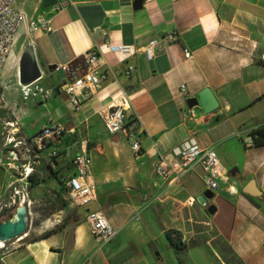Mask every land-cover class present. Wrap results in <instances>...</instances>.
<instances>
[{"label":"crops","instance_id":"crops-1","mask_svg":"<svg viewBox=\"0 0 264 264\" xmlns=\"http://www.w3.org/2000/svg\"><path fill=\"white\" fill-rule=\"evenodd\" d=\"M17 1V9L49 20L51 29L28 35L21 29L13 54L20 59L31 45L43 73L40 84L53 93L43 103L23 102L14 84L6 100L11 114L26 135L49 120L64 124L68 132L56 143L62 158L52 162L44 150L36 169L40 176L48 163L57 172L51 182L57 192L65 194L62 183L74 173L71 161L82 142L92 159L90 180L96 186V200L83 212L85 207L68 204L42 221L36 237L25 241L23 236L24 242L1 264H163L168 259L164 253L173 250L165 237L168 231L185 246L177 250V263L264 264V145L242 143L252 131L264 132V0H142L141 5L134 4L136 0H61L62 8L56 12L52 6L44 7V0H22L21 5ZM102 32L111 44L130 45L133 53L108 52ZM172 33L177 41L161 42ZM152 41L159 46L147 57L142 48ZM90 50L100 53L101 70L110 68L114 77L82 99L75 112L59 91L62 73L48 68L72 64L83 69V55ZM129 66L134 71L126 75ZM182 85L186 95L180 93ZM119 88L128 90V113L139 126L137 154L123 133L110 135L103 127L102 112ZM6 89L4 85V93ZM204 89L210 90L217 108L208 113L200 106L188 108L187 100ZM189 139L212 149L228 171L226 181L204 206L197 202L208 190L199 166L177 182L154 173L160 157ZM1 149L0 144L4 203L18 171L8 167L10 160ZM251 183L253 194L244 193ZM210 206L213 214L207 211ZM89 211H101L114 231L103 246L84 221ZM145 250L152 253L150 261Z\"/></svg>","mask_w":264,"mask_h":264},{"label":"built area","instance_id":"built-area-1","mask_svg":"<svg viewBox=\"0 0 264 264\" xmlns=\"http://www.w3.org/2000/svg\"><path fill=\"white\" fill-rule=\"evenodd\" d=\"M16 1L0 0V89H4L2 81L5 67L12 64L16 68L15 84L23 102L39 100V103H43L53 93L51 89L44 88L40 84L43 73H40V77L33 83L26 86L21 85L18 74L19 59L16 60L13 48L21 29H25L27 35L37 31L49 32L51 29L49 20L41 16L28 17L22 10L15 7ZM54 1L55 4L52 7L53 11L56 12L62 8L61 0ZM102 36L108 52L122 56H129L133 53L130 45L111 44L107 40L106 33L102 32ZM175 41H177V36L174 33L164 36L161 40L164 44ZM158 46V41H152L142 50L147 57H152L154 49ZM183 52L187 59L191 57L188 50L184 49ZM100 57V53L90 50L83 55V69H79L72 64L57 65L55 67V71L61 72L63 76L59 91L67 96L75 112L79 110L82 99L86 100L94 94L110 75L114 77L110 68L101 70ZM133 71L134 68L129 66L125 74L131 75ZM180 93L186 95L184 85L180 87ZM1 101L3 103L2 107L10 111V104L4 98H1ZM129 109L128 90L119 88V91L112 97L109 106L102 112L103 127L110 135L123 133L131 142L132 152L137 154L140 149L136 138L139 126L132 115L128 113ZM3 124L0 131L1 152L3 155L6 153L10 160L8 167H17L18 178L10 184L11 192L8 200L4 203L0 202V215L11 213L12 218L19 206L24 205L28 208V211L30 210L32 202L29 199L28 187L30 183L28 179L33 174H37L36 169L40 165L41 152L46 150L48 152L47 156L52 162L61 159L62 155L60 150L57 149L56 143L68 131L63 123L53 120H49L46 125L32 135L21 132L22 126L18 120L5 121ZM71 132L74 133L73 130ZM242 143L244 147H253L254 139L252 135L243 138ZM80 148V152L71 161L74 173L67 177L62 186L68 196L69 204L76 207H85L96 200V186L90 180L92 159L85 147L82 146V142ZM196 166L202 169L204 184L211 192L218 190L220 183L226 181L228 177V171L221 165L214 151L212 149H202L193 139L185 141L173 148L169 154L160 157L154 165V173L156 176L168 180V182H177L183 175L192 172ZM16 183L19 187L15 186ZM84 221L98 246H103L112 239L114 231L101 211H89L85 215ZM20 241L21 237L7 242L0 241V264L3 257L10 250L19 246Z\"/></svg>","mask_w":264,"mask_h":264},{"label":"rangeland","instance_id":"rangeland-1","mask_svg":"<svg viewBox=\"0 0 264 264\" xmlns=\"http://www.w3.org/2000/svg\"><path fill=\"white\" fill-rule=\"evenodd\" d=\"M22 0H18L17 4L21 5ZM41 69L43 72L48 75L47 69H45L43 66H41ZM16 68L12 65L9 64V66L6 67L4 70L3 74V85L7 87V89L4 90L3 88L0 89V131L1 128L3 127V123L5 121H10V120H15V115L11 114V111H7L5 108H3V103L1 101V98H4L5 101L9 99V90H12L15 88L14 84V71ZM50 80L47 79L46 83H49ZM4 94V95H3ZM2 96V97H1ZM38 108H32L31 111L34 112ZM40 119V116L38 117V120ZM34 120V119H33ZM49 159V158H48ZM45 166L41 169V174L40 176L38 175V179L36 181V185H39L40 183L43 184L41 187L33 189L31 186L28 187V191L30 192L29 194V199L31 200V207H30V215L28 219V228L26 232V237L24 238L25 241L32 240L36 237V234H38L40 230V225L42 221L45 219L51 218L52 216L58 215L59 210H62L69 204V199L67 194L57 192L52 189V183L54 179H57L56 174L57 172L51 171V170H46L47 166H49L48 163L44 164ZM12 180V179H11ZM33 186V185H32ZM41 189V190H40ZM11 192V188H10ZM89 207H85L80 209V212H83L84 210L88 209ZM11 216V213L5 215L1 214L0 215V222L5 220L6 217ZM203 228V226H202ZM24 241H20L22 243ZM19 243V244H20ZM222 251L226 254L227 250L224 247H221ZM175 251V249L173 248ZM170 250L168 253H164L165 259H167L166 263L163 264H180L177 263V260L175 259L176 253ZM9 251V250H8ZM7 252V251H6ZM144 256L148 261L151 260L152 253H150L148 250L144 251Z\"/></svg>","mask_w":264,"mask_h":264},{"label":"water","instance_id":"water-1","mask_svg":"<svg viewBox=\"0 0 264 264\" xmlns=\"http://www.w3.org/2000/svg\"><path fill=\"white\" fill-rule=\"evenodd\" d=\"M54 4V0H44L43 6L50 7ZM134 4L141 5L142 0H136ZM54 69L55 66H51L48 68V71L52 72L54 71ZM18 74L19 83L23 86L33 83L40 77V69L36 64L31 45L27 46L24 49L19 59ZM186 104L190 109L200 106L204 113L211 112L218 106V103L208 89H204L196 94L195 97L188 99ZM111 112H113V110H111ZM243 192L252 195V183L249 184L243 190ZM212 198L213 193L210 190H206L199 197H197V202L200 206H204L206 201ZM207 211L209 214H213L215 212V208L213 206H210ZM28 219L29 211L26 206L22 205L16 208L15 214L11 219H6L0 222V241H12L25 235L28 228Z\"/></svg>","mask_w":264,"mask_h":264},{"label":"trees","instance_id":"trees-1","mask_svg":"<svg viewBox=\"0 0 264 264\" xmlns=\"http://www.w3.org/2000/svg\"><path fill=\"white\" fill-rule=\"evenodd\" d=\"M251 135L254 139V146H262L264 145V132L262 130H255L251 132ZM48 170H51L50 165L46 167ZM38 179L37 174H33L31 177H29L28 181H29V185H36V181ZM11 216H8L5 218L6 219H10ZM176 236L175 232L172 231H168L165 234L166 240L168 241V245L171 248L175 249L176 252V258L178 259V249L184 248L185 246H183L182 244H180L177 240L174 239V237Z\"/></svg>","mask_w":264,"mask_h":264},{"label":"bare ground","instance_id":"bare-ground-1","mask_svg":"<svg viewBox=\"0 0 264 264\" xmlns=\"http://www.w3.org/2000/svg\"><path fill=\"white\" fill-rule=\"evenodd\" d=\"M23 236H25V235H23ZM23 236L21 237V240H22V238H24Z\"/></svg>","mask_w":264,"mask_h":264}]
</instances>
